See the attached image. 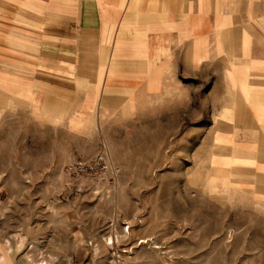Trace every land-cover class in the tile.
I'll use <instances>...</instances> for the list:
<instances>
[{
    "label": "rangeland",
    "instance_id": "rangeland-1",
    "mask_svg": "<svg viewBox=\"0 0 264 264\" xmlns=\"http://www.w3.org/2000/svg\"><path fill=\"white\" fill-rule=\"evenodd\" d=\"M191 80L84 117L75 80L0 99V264H264V175L215 169L213 102ZM97 156L101 180L66 173Z\"/></svg>",
    "mask_w": 264,
    "mask_h": 264
},
{
    "label": "crops",
    "instance_id": "crops-1",
    "mask_svg": "<svg viewBox=\"0 0 264 264\" xmlns=\"http://www.w3.org/2000/svg\"><path fill=\"white\" fill-rule=\"evenodd\" d=\"M47 75L75 80L79 117L197 79L215 169L264 175V0H0V99L45 102Z\"/></svg>",
    "mask_w": 264,
    "mask_h": 264
},
{
    "label": "built area",
    "instance_id": "built-area-1",
    "mask_svg": "<svg viewBox=\"0 0 264 264\" xmlns=\"http://www.w3.org/2000/svg\"><path fill=\"white\" fill-rule=\"evenodd\" d=\"M107 170V160L103 156H97L89 162L70 163L65 168L66 173L73 178L92 181L101 180ZM125 231L128 232V229Z\"/></svg>",
    "mask_w": 264,
    "mask_h": 264
},
{
    "label": "bare ground",
    "instance_id": "bare-ground-1",
    "mask_svg": "<svg viewBox=\"0 0 264 264\" xmlns=\"http://www.w3.org/2000/svg\"><path fill=\"white\" fill-rule=\"evenodd\" d=\"M247 169V168H246ZM40 264H45L43 261H42V263H40ZM47 264V263H46Z\"/></svg>",
    "mask_w": 264,
    "mask_h": 264
}]
</instances>
